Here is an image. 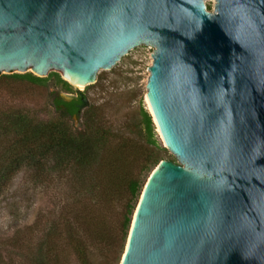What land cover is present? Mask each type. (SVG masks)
<instances>
[{"label":"water","instance_id":"water-1","mask_svg":"<svg viewBox=\"0 0 264 264\" xmlns=\"http://www.w3.org/2000/svg\"><path fill=\"white\" fill-rule=\"evenodd\" d=\"M134 55H153L146 96L179 164L150 173L120 262L264 264V0H0V79L95 90Z\"/></svg>","mask_w":264,"mask_h":264},{"label":"rangeland","instance_id":"rangeland-1","mask_svg":"<svg viewBox=\"0 0 264 264\" xmlns=\"http://www.w3.org/2000/svg\"><path fill=\"white\" fill-rule=\"evenodd\" d=\"M152 62L153 55H134L113 77H102L95 90H81L89 105L102 106L104 123L135 146L136 153L128 149L123 157L122 174H132L142 182L150 175L147 167H154L163 154L144 131L142 108L150 112L146 84ZM55 82L54 77L46 84L0 79V112L31 107L41 118L51 119L48 94L57 88ZM61 94L71 99L77 93ZM73 125L83 129V117H75ZM121 138L111 141L108 149ZM146 152L152 154L149 159ZM162 157L179 164L168 151ZM131 196L123 183L108 195L88 185L80 188L69 171L48 170L42 182H35L28 169L20 170L0 196V264H81L70 246L69 229L85 240L94 264H120L127 245L124 220L130 204H137Z\"/></svg>","mask_w":264,"mask_h":264},{"label":"trees","instance_id":"trees-1","mask_svg":"<svg viewBox=\"0 0 264 264\" xmlns=\"http://www.w3.org/2000/svg\"><path fill=\"white\" fill-rule=\"evenodd\" d=\"M7 78H18L35 84H46L50 77L55 78L56 89L49 92V103L53 107L51 119L41 118L39 112L31 107L11 108L0 112V196L7 190L16 174L22 169L30 171L35 182H42L48 170L69 171L80 188L88 185L91 190H104L113 195L119 183L128 189L132 200L140 198L145 181L133 176H123V158L128 149L136 153L123 133L115 131L103 121L102 106L89 105L84 92L74 88L59 73L51 72L41 77L31 71L5 74ZM76 92V96L66 99L61 92ZM144 131L163 156L168 149L160 143L155 131L152 115L142 108ZM83 117V129L73 125V119ZM123 137L108 149L115 139ZM5 142V144H1ZM2 145V146H1ZM149 159L152 154L146 152ZM159 157L151 171L164 158ZM147 161V160H146ZM97 166V171H95ZM146 167V166H145ZM97 172L101 177L97 178ZM100 179V181H99ZM137 205V204H136ZM130 204L124 220V234L128 236L131 215L136 208ZM70 246L81 264H94L85 240L75 230H68Z\"/></svg>","mask_w":264,"mask_h":264},{"label":"bare ground","instance_id":"bare-ground-1","mask_svg":"<svg viewBox=\"0 0 264 264\" xmlns=\"http://www.w3.org/2000/svg\"><path fill=\"white\" fill-rule=\"evenodd\" d=\"M147 101H148V104H149L150 111L152 112L151 105H150V103H149L148 98H147ZM127 244H128V243H127ZM126 247H127V245H126ZM120 263L122 264V262H120Z\"/></svg>","mask_w":264,"mask_h":264}]
</instances>
